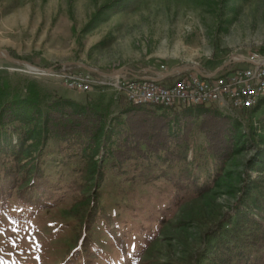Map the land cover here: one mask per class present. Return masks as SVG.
<instances>
[{
	"label": "rangeland",
	"instance_id": "rangeland-1",
	"mask_svg": "<svg viewBox=\"0 0 264 264\" xmlns=\"http://www.w3.org/2000/svg\"><path fill=\"white\" fill-rule=\"evenodd\" d=\"M1 50L17 59L0 52L1 93L97 106L104 128L68 156L40 117L23 142L0 136V264H217L231 249L226 264H264V102L232 114L213 105L236 128L221 162L191 161L183 139L171 160H120L108 152L114 126L135 105L63 80L246 67L264 56V0H0Z\"/></svg>",
	"mask_w": 264,
	"mask_h": 264
},
{
	"label": "trees",
	"instance_id": "trees-1",
	"mask_svg": "<svg viewBox=\"0 0 264 264\" xmlns=\"http://www.w3.org/2000/svg\"><path fill=\"white\" fill-rule=\"evenodd\" d=\"M262 102L264 98L255 107ZM143 106L152 105H132L125 112L124 126H114L118 129L117 136L108 151L114 157L125 160L163 155L171 160L175 157L171 144L181 139L186 143L191 141L185 147L191 161L221 162L231 153L236 128L216 106H157L159 113ZM102 115L97 106L73 105L67 99L43 102V95L31 90L22 97H9L0 91V136L14 134L23 142L32 129L30 123L40 117L43 136L58 141V155L62 156L80 154L97 141L104 128ZM197 116L200 117L198 122ZM198 134L203 135L201 143L194 141ZM193 189L199 190V187L193 184ZM231 250L225 251L224 256L217 255V264L229 262L234 254Z\"/></svg>",
	"mask_w": 264,
	"mask_h": 264
},
{
	"label": "built area",
	"instance_id": "built-area-1",
	"mask_svg": "<svg viewBox=\"0 0 264 264\" xmlns=\"http://www.w3.org/2000/svg\"><path fill=\"white\" fill-rule=\"evenodd\" d=\"M262 56V55H261ZM253 53L236 66L223 72L199 73L155 71L134 78L98 77L88 72L63 75L65 85L82 92L112 91L123 94L134 105L218 106L237 113L255 107L264 98V56ZM172 79L168 84L163 81Z\"/></svg>",
	"mask_w": 264,
	"mask_h": 264
},
{
	"label": "water",
	"instance_id": "water-1",
	"mask_svg": "<svg viewBox=\"0 0 264 264\" xmlns=\"http://www.w3.org/2000/svg\"><path fill=\"white\" fill-rule=\"evenodd\" d=\"M0 52H1L4 56L9 57L5 51L1 50ZM9 58H10L11 60H13V61H17V59H15V58H13V57H9ZM22 62L26 63V61H22ZM78 64H80V63H78ZM83 67L86 68V69L92 70V69H90V68H88V67H85V66H83ZM188 68H191V67L176 68V69L172 70L171 72H175V71H176V72H182V71H185V70L188 69ZM222 68H223V67L218 68L216 71H214V73H217V72H218L219 70H221ZM193 69H195V71H196L197 73H199L200 75H204V74L201 72L200 69H198V68H194V67H193Z\"/></svg>",
	"mask_w": 264,
	"mask_h": 264
},
{
	"label": "bare ground",
	"instance_id": "bare-ground-1",
	"mask_svg": "<svg viewBox=\"0 0 264 264\" xmlns=\"http://www.w3.org/2000/svg\"><path fill=\"white\" fill-rule=\"evenodd\" d=\"M29 69H31V70H33V71L37 70L36 68H33L32 66H30ZM39 70H40L41 72L44 71L43 69H39Z\"/></svg>",
	"mask_w": 264,
	"mask_h": 264
},
{
	"label": "crops",
	"instance_id": "crops-1",
	"mask_svg": "<svg viewBox=\"0 0 264 264\" xmlns=\"http://www.w3.org/2000/svg\"><path fill=\"white\" fill-rule=\"evenodd\" d=\"M172 81V79H167V80H165V81H163L165 84H168V83H170Z\"/></svg>",
	"mask_w": 264,
	"mask_h": 264
}]
</instances>
